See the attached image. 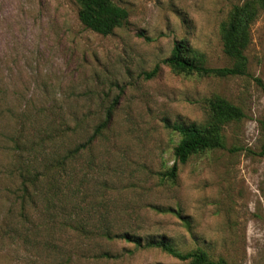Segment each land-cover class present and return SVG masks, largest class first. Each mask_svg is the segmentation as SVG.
<instances>
[{
  "label": "rangeland",
  "instance_id": "374dc122",
  "mask_svg": "<svg viewBox=\"0 0 264 264\" xmlns=\"http://www.w3.org/2000/svg\"><path fill=\"white\" fill-rule=\"evenodd\" d=\"M245 1L113 0L127 22L101 35L78 21L74 0H0V101L12 120H38L26 131L34 147L0 142V264H189L138 245L149 237L229 264H264V9L251 24L246 74H179L162 62L185 39L206 65H230L220 26ZM213 94L244 116L224 125V148L191 155L170 178L179 135L166 123L203 124ZM107 116L65 165L64 211L50 204L61 210L56 224L26 241L12 235L16 156L42 171L49 136L63 154Z\"/></svg>",
  "mask_w": 264,
  "mask_h": 264
},
{
  "label": "trees",
  "instance_id": "16d2710c",
  "mask_svg": "<svg viewBox=\"0 0 264 264\" xmlns=\"http://www.w3.org/2000/svg\"><path fill=\"white\" fill-rule=\"evenodd\" d=\"M74 1L78 5V21L85 28L101 35L110 34L115 28L121 27L127 22L128 11L123 6L114 3L113 0ZM258 9H264V0H246L242 4H235L231 7L226 20L221 23L222 50L231 60L230 65L222 67L206 65L202 55L191 49L185 39H176L170 55L165 57L162 62L179 74H197L219 78L246 74L244 51L249 44L251 24L256 17ZM205 105L207 113L203 124L193 122L166 123L168 128L179 135V139L173 148V164L166 171L170 178L176 176L178 164L185 163L191 155L205 149L224 148L225 143L222 136L224 125L231 121L239 120L244 116L240 107L219 94H213L208 97ZM3 109L4 103L2 100L0 101V132L2 133L0 142H11L16 146L14 150L22 153L25 145H27L26 147L30 146V144L31 146L33 145L32 135L26 133L29 128L28 125H36L38 120L36 118L12 120L10 115H7ZM108 121L109 116L98 124L92 134L83 142L66 149L63 154L58 151L59 148L57 147L60 145L54 139L55 137L49 136L48 139L52 141L53 147L52 151L41 156L42 171H38L37 168L25 163L21 154L16 156L14 161L16 176L14 177L17 182L15 195L12 198L14 212L10 222L12 235H16L17 238L26 241L25 236L29 233L37 234L41 225L46 229H51L49 225L51 223L56 224L61 210H58L56 206L52 208L50 204L52 202L58 203L59 209L62 208V211H64V201L61 202L58 197L62 198V195L66 194L64 189L68 188V185L66 186V183H64V175L66 174L65 165L70 159V155L74 154L72 152H81L89 148ZM8 134H10L9 139L5 138ZM57 138L61 137L58 136ZM59 141L62 144V140ZM262 152H264V144ZM56 160H60L61 163L56 165ZM39 175L42 176L41 184L43 183V186L41 185V187ZM63 183L65 184L64 187H60ZM39 198H41L42 202L43 200L45 201L44 205L40 206L41 213L36 212L39 206L38 203H40L38 202ZM62 220L68 222L67 217L62 218ZM43 227L41 228L43 229ZM82 230L85 229L82 228ZM51 233L52 230L47 231L46 235L51 238L53 236ZM79 234L84 235L85 233L80 232ZM136 240L139 246L159 248L179 260H187L189 264H229L222 258L213 260L208 252L201 247L183 252L176 248L166 237H160L159 239L149 237ZM76 248H79V246L77 245Z\"/></svg>",
  "mask_w": 264,
  "mask_h": 264
}]
</instances>
